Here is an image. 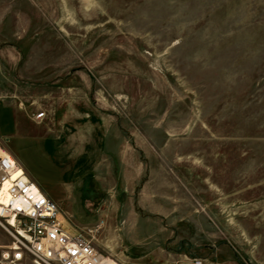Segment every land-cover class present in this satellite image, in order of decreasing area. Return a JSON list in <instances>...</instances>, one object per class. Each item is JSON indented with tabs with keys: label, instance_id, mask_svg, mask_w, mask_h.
<instances>
[{
	"label": "rangeland",
	"instance_id": "rangeland-1",
	"mask_svg": "<svg viewBox=\"0 0 264 264\" xmlns=\"http://www.w3.org/2000/svg\"><path fill=\"white\" fill-rule=\"evenodd\" d=\"M0 139L124 264H264V0H0Z\"/></svg>",
	"mask_w": 264,
	"mask_h": 264
},
{
	"label": "built area",
	"instance_id": "built-area-1",
	"mask_svg": "<svg viewBox=\"0 0 264 264\" xmlns=\"http://www.w3.org/2000/svg\"><path fill=\"white\" fill-rule=\"evenodd\" d=\"M69 218L34 186L0 139V229L7 238L0 242V264H124L97 248V229L70 230Z\"/></svg>",
	"mask_w": 264,
	"mask_h": 264
},
{
	"label": "crops",
	"instance_id": "crops-1",
	"mask_svg": "<svg viewBox=\"0 0 264 264\" xmlns=\"http://www.w3.org/2000/svg\"><path fill=\"white\" fill-rule=\"evenodd\" d=\"M206 262H208L206 264H237V263H235L234 261H231V260L213 262V261H210L209 259H206Z\"/></svg>",
	"mask_w": 264,
	"mask_h": 264
},
{
	"label": "bare ground",
	"instance_id": "bare-ground-1",
	"mask_svg": "<svg viewBox=\"0 0 264 264\" xmlns=\"http://www.w3.org/2000/svg\"><path fill=\"white\" fill-rule=\"evenodd\" d=\"M43 116H44V114H43ZM42 116V117H43ZM41 117V118H42ZM7 147V146H6ZM8 149V148H7ZM9 150V149H8ZM10 151V150H9ZM12 153V152H11ZM13 154V153H12ZM14 156V155H13ZM14 158L17 160V158L14 156ZM18 161V160H17ZM18 163H19V161H18ZM20 164V163H19ZM23 168V167H22ZM23 171H24V173H25V175L27 176V174H26V172H25V170L23 169ZM28 177V176H27ZM31 180V179H30ZM31 182L34 184V186L35 187H40L37 183H35L33 180H31ZM41 188V187H40ZM45 192V191H44ZM46 193V192H45ZM47 194V193H46ZM48 195V194H47ZM49 196V195H48ZM1 230V229H0ZM4 237V236H3ZM105 252V251H104ZM107 253V252H106Z\"/></svg>",
	"mask_w": 264,
	"mask_h": 264
}]
</instances>
